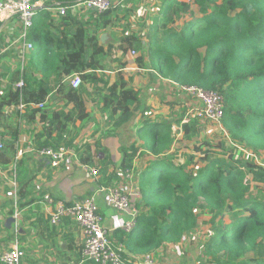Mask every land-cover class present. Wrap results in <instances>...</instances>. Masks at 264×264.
Returning a JSON list of instances; mask_svg holds the SVG:
<instances>
[{"label":"trees","instance_id":"obj_1","mask_svg":"<svg viewBox=\"0 0 264 264\" xmlns=\"http://www.w3.org/2000/svg\"><path fill=\"white\" fill-rule=\"evenodd\" d=\"M115 1L110 11L96 18L91 13L94 32L89 30V22H75L71 12L58 16V20L48 10L37 14L29 33L33 50L27 65L17 68L4 89L0 84V128H11L13 139V143L2 144L1 165H10L15 155L19 134L16 121L32 123L39 117L50 138L56 132L66 134L76 121L89 120L83 98L87 89L74 90L70 85L75 75L84 85L105 83L99 89L102 111L111 118L117 116V125L129 122L139 110L140 93L127 88L120 72L111 86L98 75L114 47L101 44L100 32L118 21L130 20L125 6ZM216 2L162 0L149 37L143 39L128 24L129 32H123L118 46L123 54L140 52L136 59L140 67H153L173 84L198 86L219 93L224 100L222 129L226 140L206 143L205 150L195 148L204 164L196 174L176 164L170 155L176 137L172 125L163 118L142 123L137 134L141 148L123 150L122 174L134 169L133 157L141 149L152 157L136 177L141 199L135 204L143 210L137 227L131 234L122 230L114 233L134 257L181 244L197 230V212L203 210L210 216V232L202 246L206 264H264V199L251 196L252 182L264 187V0H224L212 11ZM192 4L200 15L192 12ZM21 78L25 86L18 89L15 84ZM59 99L64 102L60 110L55 108ZM21 103L26 106L23 111L19 109ZM40 104H45L44 108L32 107ZM69 105L73 108L67 111ZM192 129L184 125L186 134ZM43 138V134L35 137L37 149L61 146L58 139L42 142ZM23 189L16 192L19 201ZM195 247L192 242L191 249Z\"/></svg>","mask_w":264,"mask_h":264},{"label":"crops","instance_id":"obj_2","mask_svg":"<svg viewBox=\"0 0 264 264\" xmlns=\"http://www.w3.org/2000/svg\"><path fill=\"white\" fill-rule=\"evenodd\" d=\"M39 1L47 8L45 10L50 11L53 18L58 20L57 11L51 10L53 6L60 4L70 7L80 0ZM127 1L131 5L138 2V0H116L115 4L124 7L128 4ZM157 7H160L159 11L146 18L144 22L139 19L136 21L134 18H130L128 22L121 20L100 32L101 44L106 48L109 45H114V47L103 61L104 70L98 71V75L104 76L105 82L111 86L116 81L117 73L120 72L128 89L139 92L140 100L143 94L144 103L142 106L140 104L139 110L134 112L129 122L117 125V116L110 120V116L102 111V95L99 89L105 87V83H99L93 87L84 85L83 82L80 88L87 89L83 98L86 101L90 118L85 122L76 121L66 134L60 136L56 132L48 138L47 126L40 121L39 117L32 123L16 121L19 134L18 140L14 143L15 155L10 165L0 164V250L5 251L16 244L19 245L25 251L23 264H77L81 259L84 238L79 227L67 219L56 227L49 223L50 212L59 202L70 205L95 196L99 210L104 217V225L111 231L114 238V233L123 228L129 217L127 214L117 212L116 215L111 214L109 212L111 208L101 190L104 187L116 186L130 193L133 192L131 182L123 179L120 172L125 162L123 150H131L134 146L141 148L137 134L143 122L157 117L168 120L164 115L162 117L161 112L157 110L161 107L160 97L164 94L174 95L176 102H180L183 107L185 104L188 111L192 108V103L188 98L179 92L178 85L158 74L153 67L148 65L142 68L137 64L136 59L141 55L140 52L133 56L132 50L123 54L118 49L123 32L127 31L126 25L131 24L130 30L136 33L150 32V28L159 16L162 4ZM69 12L75 22L82 24L89 22L91 26L89 28L87 25V27L94 32L91 15H86L87 12L77 7ZM121 16L120 18L123 17ZM138 22L146 23L147 27L139 26ZM4 88L5 86L2 87ZM93 89L97 91V94H94ZM93 101H97V104ZM63 106L64 102L57 100L55 108L60 110ZM72 108L73 105H69L67 111ZM144 110H147L145 114H143ZM150 110L153 114L149 112ZM177 110L181 113L180 105L177 106ZM106 120H110L108 124L104 123ZM10 130L11 128H0V144L13 143ZM40 134L44 135L42 142L46 140L52 142L58 139L62 146L74 140L70 147L65 146L67 155L58 167H54L49 160L38 156L36 151L39 149L35 147L34 139ZM142 151L144 150L141 149L132 160L136 177L143 165L152 158L150 155L143 157ZM130 153L133 152L130 151ZM83 159L87 161L86 164L82 163ZM261 159L264 160V153ZM87 165L98 168L99 177H89L82 168ZM14 182L17 184V190L24 188L21 201L16 199L14 194ZM20 204L24 205L20 207ZM179 246L180 244L166 245L158 250L156 264L165 260L164 257L167 259L169 252L176 255L174 251ZM135 258L142 259V257Z\"/></svg>","mask_w":264,"mask_h":264},{"label":"built area","instance_id":"obj_3","mask_svg":"<svg viewBox=\"0 0 264 264\" xmlns=\"http://www.w3.org/2000/svg\"><path fill=\"white\" fill-rule=\"evenodd\" d=\"M75 7L81 8L85 12L94 13L96 18L98 15L114 8V1L80 0L77 4L70 7L57 4L52 9L57 11L59 16L64 17L69 11L74 10ZM45 9L47 8L39 0H0V33L9 22L15 21L20 26L16 44H18L20 50L21 63L24 62L25 55L33 50V44L29 41V33L34 26L37 14ZM132 55L135 56L137 53L132 51ZM70 85L74 90L80 88L82 85L81 77L79 75L73 76ZM15 86L18 89H22L25 86L24 79L21 78ZM178 90L192 103V108L188 111V114H193L196 119L205 120L222 128L224 100L219 93L208 91L198 86H178ZM44 106L45 104L32 105L33 108L38 109H42ZM25 108L24 104L21 103L19 105L21 111L25 110ZM0 149H2V144H0ZM241 150L245 154L250 155L245 150ZM36 152L39 157L49 160L54 167H58L67 155L65 146L46 147ZM256 161L258 162V160ZM82 168L89 177L97 178L100 175L98 168H92L88 165ZM122 177L131 182L132 193L116 186L104 187L101 193L104 194L111 209L128 215L129 219L121 230L125 234H131L137 227V218L140 215L139 210L132 202V197L140 200L141 194L138 189L137 179L132 171L127 170ZM13 187L16 196V182H14ZM64 219L75 223L84 238L82 256L77 264H132V260H137L127 251L124 244L113 238L111 231L105 227L104 217L99 210L95 196L76 201L70 205L62 202L55 204V208L50 212V225L59 226ZM24 259L25 251L17 244L8 250H0V264H23ZM137 261L142 264H156V258L153 254H148Z\"/></svg>","mask_w":264,"mask_h":264},{"label":"rangeland","instance_id":"obj_4","mask_svg":"<svg viewBox=\"0 0 264 264\" xmlns=\"http://www.w3.org/2000/svg\"><path fill=\"white\" fill-rule=\"evenodd\" d=\"M181 1L192 3V0H181ZM161 2L162 0H138V2L133 5L128 3V5L124 7L125 8L124 10L127 12V15H129L131 19L134 18L136 21L139 19L141 22H144L146 18L152 16L154 13L159 11L160 7L158 8L157 6H160ZM223 3L224 0H217V2L211 6V10L212 11L218 10L219 7L223 5ZM129 10H132V13H130ZM192 12L196 15H200L198 12V7L195 4H192ZM118 14H121V12ZM86 15L89 16L91 14L87 12ZM186 19H189V17H187ZM141 22H138V25L146 28L147 27L146 23H141ZM182 22L183 20L179 22V24H181ZM19 32H20L19 24L15 21H12L6 24L0 33L1 87L8 86L12 74L17 70V68H19L20 66L23 69V67H25L28 63L27 58L29 53L25 55V60L23 63H21L22 61L19 57L20 50L18 48V44H16V39L19 36ZM148 34L149 32L144 34L140 33V36L143 39H147V37H149ZM180 93L183 94L182 92ZM169 95L167 96L164 94L163 96L160 97L162 103H161V107H159L157 110L161 112L162 117L164 115L166 118H168V120L166 121L172 125L173 134L176 137V141L174 147L170 152V155L173 157L176 164L178 165L180 164L188 172H192L193 174H196L199 168L204 167L203 166L204 164L199 160L200 154L195 151V148L200 147V148H204L203 150H205V147H203V145L206 143H212L214 145L217 144L220 140L223 141L226 140L223 135L226 132L218 125L208 123L205 120H198L193 114H188V110L186 109L187 106H185L184 104L183 107L180 102L178 101L176 102V99H174V95H170L171 97ZM141 100H142L141 103L142 106V104L144 103L143 94L141 96ZM183 101L186 103L185 99ZM179 105H180L181 113H179L177 110V106ZM149 112L153 114L151 110ZM109 119L112 120L111 117ZM109 121L106 120L104 121V123L108 124ZM185 124H188L189 126L193 127L190 135L186 134L184 130ZM141 155L144 157L149 155V153H147V151L144 150L142 151ZM148 163L149 162L143 165L141 169H145L146 168L145 166ZM132 172L136 178L135 170L133 169ZM122 175L123 174L121 173V176ZM251 196L259 201H262L264 199L263 185H257L256 183L252 182ZM135 201H139V200L136 199L135 197H132V202L136 206ZM136 207L139 210V213L143 212L142 208H138V206ZM109 210L111 214L116 215L115 210L113 209H109ZM197 214H198V225H199L197 230L193 234L188 236L180 244L177 250L174 251L176 255L169 252L167 254L168 258L166 259V257H164L165 260L159 261L160 264H206V259L203 257L202 254V246L206 242L210 232V225H209L210 216L207 215L203 210H199ZM192 242H194L197 245V247H195L193 250L191 249ZM182 249H183V253H182ZM184 253H185V258H184ZM153 255L156 256L155 258L157 260V253H153ZM132 261H133L132 264L138 263L137 260H132Z\"/></svg>","mask_w":264,"mask_h":264},{"label":"water","instance_id":"obj_5","mask_svg":"<svg viewBox=\"0 0 264 264\" xmlns=\"http://www.w3.org/2000/svg\"><path fill=\"white\" fill-rule=\"evenodd\" d=\"M112 1H114V0H112Z\"/></svg>","mask_w":264,"mask_h":264}]
</instances>
